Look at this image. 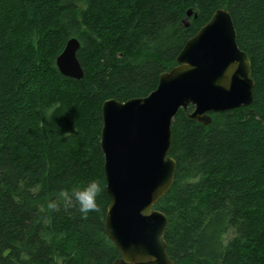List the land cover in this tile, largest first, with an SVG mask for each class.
Here are the masks:
<instances>
[{"label":"trees","instance_id":"obj_1","mask_svg":"<svg viewBox=\"0 0 264 264\" xmlns=\"http://www.w3.org/2000/svg\"><path fill=\"white\" fill-rule=\"evenodd\" d=\"M220 9L251 61L254 101L207 126L180 110L175 182L155 209L175 264H264V0H0V264L121 258L105 231L103 104L154 92ZM71 38L81 80L56 64ZM91 179L103 190L84 216L58 193Z\"/></svg>","mask_w":264,"mask_h":264},{"label":"water","instance_id":"obj_2","mask_svg":"<svg viewBox=\"0 0 264 264\" xmlns=\"http://www.w3.org/2000/svg\"><path fill=\"white\" fill-rule=\"evenodd\" d=\"M80 48L71 38L57 58L63 76L84 78ZM254 90L251 61L239 48L230 12L220 9L187 42L177 66L161 74L154 92L103 104L101 149L111 199L105 231L121 255L114 264H175L165 241L168 218L155 209L176 178L173 121L192 107L189 118L210 125L211 113L251 105Z\"/></svg>","mask_w":264,"mask_h":264},{"label":"clouds","instance_id":"obj_3","mask_svg":"<svg viewBox=\"0 0 264 264\" xmlns=\"http://www.w3.org/2000/svg\"><path fill=\"white\" fill-rule=\"evenodd\" d=\"M102 184L98 179H91L83 186H76L72 189H61L58 197L66 204H78L79 212L84 216L92 211L95 207L96 198L102 192ZM50 208H55L57 203L55 200L50 201Z\"/></svg>","mask_w":264,"mask_h":264}]
</instances>
